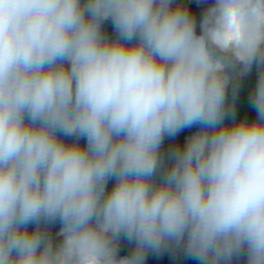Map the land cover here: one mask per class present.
<instances>
[{
	"label": "clouds",
	"instance_id": "9594fccd",
	"mask_svg": "<svg viewBox=\"0 0 264 264\" xmlns=\"http://www.w3.org/2000/svg\"><path fill=\"white\" fill-rule=\"evenodd\" d=\"M197 3L0 0V264H264V0Z\"/></svg>",
	"mask_w": 264,
	"mask_h": 264
},
{
	"label": "trees",
	"instance_id": "16d2710c",
	"mask_svg": "<svg viewBox=\"0 0 264 264\" xmlns=\"http://www.w3.org/2000/svg\"><path fill=\"white\" fill-rule=\"evenodd\" d=\"M188 5H189L190 11H192L194 15H196L198 18L202 5L198 4L197 0H188ZM107 29L109 32H111L110 24L107 25ZM253 79L254 77L248 78L245 81L244 87L242 88L240 92L239 99L237 102L238 117L244 116L249 119L255 118V110L254 108H252L251 104L247 100L248 86L251 84ZM193 130L194 129H185L184 131L180 133V135L176 138V140L182 143L183 137L185 135L190 134V132ZM128 251H129V246L127 245L126 242H122L120 255H125L128 253ZM145 264H195V262L192 261L190 258H186L178 254L174 255L167 251H162L160 254L149 253L146 258Z\"/></svg>",
	"mask_w": 264,
	"mask_h": 264
}]
</instances>
